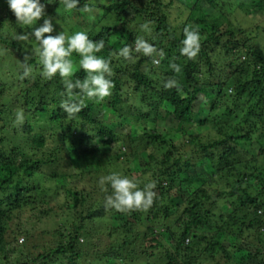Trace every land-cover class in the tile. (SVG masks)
Instances as JSON below:
<instances>
[{"label":"trees","instance_id":"1","mask_svg":"<svg viewBox=\"0 0 264 264\" xmlns=\"http://www.w3.org/2000/svg\"><path fill=\"white\" fill-rule=\"evenodd\" d=\"M176 1L190 13L179 32L168 12ZM234 1L246 17L264 16V0ZM107 2L0 0V47L22 64V111L11 122L24 119L18 129L6 127L0 98L2 264H264L258 36L214 21L205 6L222 9L219 0ZM94 12L96 20L88 16ZM136 21L151 24L148 45L128 29ZM131 95L139 102L126 108ZM103 112L121 125L105 126ZM160 122L175 124V134ZM42 123L60 143L35 133ZM60 190L69 218L53 232V245L33 255L6 240L13 212L31 204L48 216L42 206ZM178 213L184 222L170 225ZM161 224L167 228L157 231ZM105 236L121 244L102 250ZM20 251L25 260L11 261Z\"/></svg>","mask_w":264,"mask_h":264},{"label":"rangeland","instance_id":"2","mask_svg":"<svg viewBox=\"0 0 264 264\" xmlns=\"http://www.w3.org/2000/svg\"><path fill=\"white\" fill-rule=\"evenodd\" d=\"M89 1V3L92 4H108L107 0H87ZM165 5H168L170 0H163ZM234 0H219V5L221 6L222 4V9L221 8H211V7H207L205 6L206 10L208 13L213 14V16L215 17L217 21L222 24L225 25V21L226 19H228V23L232 24L234 27L237 28H242L244 30H247L248 32L250 31L252 35H254L255 37H257V44L261 47L262 51L264 52V16H262L261 18H251V17H246L244 14H242L240 11H238L236 9V1L232 2ZM186 7H184L180 2H174L172 5L169 6L168 8V12H169V21L171 22L172 26L175 28V30H177V32L180 31V27L184 24V22L186 21V18L188 16H190L189 11L185 9ZM221 12H218V11ZM98 12L97 13H93L91 15H88L90 18H93L94 20H96V17L98 16ZM5 13L2 12V14L0 15V17L4 18ZM94 16V17H92ZM224 17L223 19H221L222 17ZM91 19V20H93ZM89 20V21H91ZM148 21V20H147ZM50 23H52V20H49ZM8 23V22H7ZM90 23V22H89ZM54 25L57 27V24L54 23ZM90 26H92V24H90ZM150 26L151 24H149L148 22L144 23L142 21L139 22H134V23H130L128 26V29L133 32V34L138 35L139 38H142L144 40L145 43H150L152 40V33L149 32L150 30ZM257 27V29H256ZM90 29H92L91 27H88L87 30L89 31ZM225 29V26L224 28ZM55 36H60L61 32L57 31L54 33ZM26 39L24 40V37L21 36V44L24 45L27 43V45L29 44L28 41L26 42ZM138 45H135L134 49L137 50V48L141 49V43L138 42ZM83 48V45L80 47ZM28 52H30L29 49H27ZM81 52H83V50L80 49ZM24 52V51H23ZM217 54H221L222 52H220V50H216ZM10 51H5L4 47H0V62L2 61L3 65H7L8 67L5 66H1L0 65V98L3 99V102L6 103V127L9 126V123L11 128H13L14 126L18 129V127H20L23 123V118L21 116L16 117L18 118L16 121L11 122L12 118H15L14 115H17V110L20 112L22 111V101L20 100V91L23 89L22 85L19 84V82L17 81V74L20 72L19 68L22 66V64L17 63V65H19V67L14 66L15 63V58H17V56L15 57L14 55H10ZM26 53V52H25ZM9 57V59H8ZM222 57V56H221ZM127 58L126 57H119V66L125 67V63H126ZM154 66L158 65V60L154 59L153 62ZM10 66H12L14 69H9ZM16 67V68H15ZM17 72V73H16ZM101 78V77H100ZM99 78V79H100ZM1 99V100H2ZM125 101H127V105L125 106L126 108L130 107L131 104H137L139 102V100H135V98L133 97V95L131 96H126ZM15 108V109H14ZM12 109H14L13 113L11 112ZM125 108H122V111L124 112ZM12 113V115L10 116V114ZM21 113V112H20ZM4 119V120H5ZM103 124H105V126L109 127L110 129H114L118 126L121 125V120L118 121V116L114 115V114H110L109 112H103L100 119H99ZM10 121V122H9ZM115 121V122H114ZM117 121L119 122V124H116ZM158 126L163 129L165 132L170 133V134H175L177 126L175 124H169L167 122H160L158 124ZM14 127V128H15ZM15 128V129H16ZM119 129V128H117ZM11 130V129H10ZM121 130V129H120ZM131 129L126 126V131H124L125 134L130 133ZM195 133H202L203 130H195ZM35 133L36 134H41L44 135L46 138H48V142L49 141H54V144L57 145L58 143H60L59 141V136H58V131H54L53 128L48 124V123H42L39 124L38 127H36L35 129ZM202 135H205V132H203ZM85 150V149H84ZM83 151V150H82ZM123 151V148L122 150ZM122 158H120L119 161ZM50 171V170H48ZM49 173V172H48ZM40 181V180H38ZM70 179L68 181H65L62 183V187H67L68 185H70L71 183L69 182ZM40 185H44L43 183L41 184V182H37ZM61 183V182H60ZM94 186V184H93ZM97 186L100 188L102 187V184H100V181L97 182ZM102 189H104V186L102 187ZM103 192L105 193V189L103 190ZM185 191L183 192V194H187ZM189 194V193H188ZM1 198V197H0ZM4 200L6 198H3ZM48 204V207L46 205H43L42 207L45 209V211H48L50 214L48 216H41L40 215V208L38 209V207H34L31 204H28L26 206H24L22 209L20 210H16L15 212H13L14 215V220L9 228V233L6 234V240L11 242L12 245L17 246L19 249H21L22 246H24L26 244V248L23 249V251H29L31 254L35 255L36 253L41 252V248L43 246V248L45 246H51L55 243V240L53 239V232H56L59 228L60 225L63 224L66 220H68L69 216H67L65 213L66 210V195L64 194L63 191H59L58 195H54L52 197V195L50 194L48 199H46ZM41 207V208H42ZM171 223L174 221L175 225L177 227H180V225L184 222V218L182 217V215L180 213L176 214V216L170 220ZM167 227L166 225L161 224V227L157 229V231L160 230H165ZM142 231H144L143 229L141 230H137V234H140ZM107 236V235H106ZM104 237V241H103V246H102V250L110 247L112 244L110 243H114L115 241L117 242L115 245L119 246L121 244L122 238H118L116 240V237ZM252 237L253 235H250V241H252ZM82 243L85 242L84 238L82 239ZM11 245V246H12ZM25 247V246H24ZM95 251V250H93ZM20 252H17L15 254L10 255V259H12L11 261H15L16 259H22L25 260L26 256H18ZM96 252V251H95ZM136 252H139V249H137ZM94 253V252H93ZM151 252L150 250L148 251V255H150ZM156 255V254H155ZM154 255V257H155ZM22 257V258H21ZM3 260V257H0V264H2L3 262L1 261ZM151 262H154V259L151 260ZM5 264V262H4ZM81 264H89L88 260L85 261V263H81ZM94 264H105L104 261L99 262V263H94ZM137 264H147V262L145 260H138ZM246 264H254L253 262H247Z\"/></svg>","mask_w":264,"mask_h":264}]
</instances>
